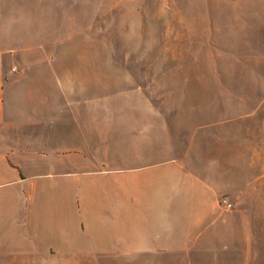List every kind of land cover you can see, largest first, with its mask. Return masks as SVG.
I'll return each mask as SVG.
<instances>
[{"label": "crops", "instance_id": "obj_1", "mask_svg": "<svg viewBox=\"0 0 264 264\" xmlns=\"http://www.w3.org/2000/svg\"><path fill=\"white\" fill-rule=\"evenodd\" d=\"M56 61L30 65L1 31L0 264L209 249L243 189L235 134L94 98Z\"/></svg>", "mask_w": 264, "mask_h": 264}, {"label": "rangeland", "instance_id": "obj_2", "mask_svg": "<svg viewBox=\"0 0 264 264\" xmlns=\"http://www.w3.org/2000/svg\"><path fill=\"white\" fill-rule=\"evenodd\" d=\"M1 31L30 65L86 75L94 98L165 117L184 108L185 123L238 142L243 189L221 199L231 208L220 202L209 249L29 264H264V0H0Z\"/></svg>", "mask_w": 264, "mask_h": 264}, {"label": "built area", "instance_id": "obj_3", "mask_svg": "<svg viewBox=\"0 0 264 264\" xmlns=\"http://www.w3.org/2000/svg\"><path fill=\"white\" fill-rule=\"evenodd\" d=\"M221 205H222L225 209H230V208H231V205H230V203L228 202L227 199H223V200L221 201Z\"/></svg>", "mask_w": 264, "mask_h": 264}]
</instances>
